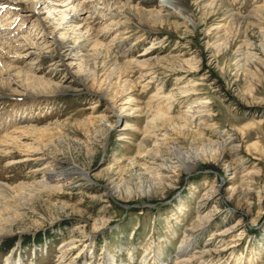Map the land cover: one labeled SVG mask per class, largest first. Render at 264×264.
<instances>
[{
	"label": "rangeland",
	"instance_id": "rangeland-1",
	"mask_svg": "<svg viewBox=\"0 0 264 264\" xmlns=\"http://www.w3.org/2000/svg\"><path fill=\"white\" fill-rule=\"evenodd\" d=\"M181 2L190 23L167 17L142 39L130 27L99 39L117 61L144 65L113 90L114 109L95 93L105 84L100 64L97 75L92 69L94 53L106 61L102 50L91 44L78 53L86 61L81 75L96 76L93 92L78 82V68L51 70L61 57L54 43L65 37L39 36L46 40L40 47L56 54L35 49L40 65L32 74L79 90L0 97V118H27L19 126L43 133L38 154L65 156L87 171V183L38 195L36 216L0 237V264H264V0ZM110 3L114 14L120 6ZM64 10H56L52 27ZM111 18L105 26L124 21ZM28 34L40 30L27 26ZM76 36L70 33L72 41ZM35 101L41 105L31 107ZM31 132L22 133L24 144L36 143L39 133ZM173 138L192 169L171 164ZM43 178L35 164L0 158V184ZM182 244L191 250L179 258Z\"/></svg>",
	"mask_w": 264,
	"mask_h": 264
},
{
	"label": "bare ground",
	"instance_id": "bare-ground-1",
	"mask_svg": "<svg viewBox=\"0 0 264 264\" xmlns=\"http://www.w3.org/2000/svg\"><path fill=\"white\" fill-rule=\"evenodd\" d=\"M110 1L112 0H0V14L1 11L5 12L4 20H0V97H8L11 94H15L24 96L30 100H36L38 95L45 93L46 90H51V88L53 92L79 90L73 87V85L68 84L64 79L55 81L53 80L55 76L43 77L37 76L36 73L32 74V71L40 65V60L37 57L38 54L35 55V49L39 50L40 56L43 57L56 54L51 48L52 46H48V44L46 47H40L43 46L42 44L46 40L43 36H39L43 35L44 31H47V34H51L52 39H55L56 35L65 37L56 40V43H54L61 57L59 58L60 60L53 61L51 70H57L58 67L64 65L67 67V70L78 68V73H76L78 82L85 86L90 84L88 87L90 91H95L96 76L91 75L92 77H90L86 75L85 77L86 73L81 75L84 62L86 61H84L85 56L78 55V53L84 51L91 44L95 49H100L102 53H105L106 61L102 63H99V53H94L95 58L93 60L94 63H92L93 75H97L95 74L99 69L96 67L98 66L97 64H100L101 71L105 74L104 87H99L95 93L101 94L102 98H108L111 109H114L117 100L112 96L113 90L120 84L125 86L129 83L127 73L130 69L135 67L143 69L144 65L143 61H126L124 63L117 61L113 56H110L108 45L99 42V39L106 37L104 35H108L109 37L115 35V33L123 35L124 30L122 28L124 27L126 29L127 27L134 28L136 31H139L141 33L139 39H142L150 33L158 32V25L166 23L167 17L178 18L188 23L191 20L188 15L184 14L185 9L181 0H162L159 2L157 0H114L113 5H119V8L129 10V13L126 12L124 16L120 15L119 8L116 9L114 14L110 13ZM58 8L66 10L61 12L60 19H56V21H59V23L56 22L54 24L56 27H52L51 25L53 24L51 22L55 20L57 13H60V11H56ZM46 13L50 17L43 18V15ZM11 15L15 20L8 21L10 18H7V16ZM111 17L124 21L119 24L111 23L105 26V23L112 19ZM93 22L95 23V27L92 26ZM25 24L27 26H34L37 30L39 29L40 34L27 35V26L24 28ZM75 24L76 26H74ZM70 33H76L75 40L73 39L72 41V38L70 39ZM36 45L37 48H35ZM45 48L47 50L50 48V50L47 51ZM21 61L24 68H17L13 65ZM76 61H79L77 66L74 63ZM148 72H143V77L148 76ZM30 105L31 107H36V105L41 104L35 101L31 102ZM30 111H32L31 108ZM26 120L27 118L23 116L13 121L0 118V158H5L6 162L10 165L35 164L37 171L44 174V178L41 181L32 183L30 186L19 183L12 188V186L9 187L6 184H0V237L14 235L12 228L15 224L24 221L25 217L36 216L37 212L32 207L35 201L40 199H38V195L62 192L64 187L67 188L73 185L76 187L84 185L85 182L87 183V171L70 163L64 158L65 156L54 155L51 159L38 154L39 150L45 147L42 141L43 133H41V130L37 126H19L24 124ZM102 122L107 128L106 132H108L112 128L111 124L104 121V119ZM2 128L17 130L3 134L1 133ZM28 130L32 131L31 133H39L34 145L23 143V139H25L23 134L28 132ZM150 135L157 138L156 133H150ZM171 142H173L170 152L173 156L170 158L171 164L185 170L192 169L190 163L183 157L184 152L182 151V147L178 143H174L176 139L173 138ZM158 144L156 140L155 146L158 147ZM7 189L11 191L9 196L5 194V190ZM190 250L189 246L182 244L179 247V258ZM67 252L68 249H64L62 255H65Z\"/></svg>",
	"mask_w": 264,
	"mask_h": 264
}]
</instances>
